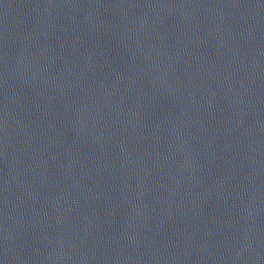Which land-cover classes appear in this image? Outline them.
Returning <instances> with one entry per match:
<instances>
[{
    "label": "water",
    "instance_id": "95a60500",
    "mask_svg": "<svg viewBox=\"0 0 264 264\" xmlns=\"http://www.w3.org/2000/svg\"><path fill=\"white\" fill-rule=\"evenodd\" d=\"M0 264H264V0H0Z\"/></svg>",
    "mask_w": 264,
    "mask_h": 264
}]
</instances>
